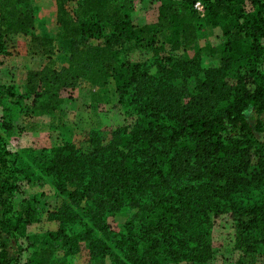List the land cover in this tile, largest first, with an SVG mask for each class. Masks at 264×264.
<instances>
[{
    "label": "trees",
    "instance_id": "obj_1",
    "mask_svg": "<svg viewBox=\"0 0 264 264\" xmlns=\"http://www.w3.org/2000/svg\"><path fill=\"white\" fill-rule=\"evenodd\" d=\"M135 1L56 0L69 44L68 64L56 67L54 40L34 32L32 0H0V55L11 53V35L25 34L50 59L30 71L34 102L113 80L125 112L123 125L61 140L39 161L9 147L12 125L0 117V264H72L84 250L89 264H206L222 217L244 254L234 264H260L244 257L264 256V142L251 122L264 112V0H159L157 21L142 26L131 20ZM210 26L226 37L219 66L202 63L211 46L177 58ZM131 42L152 55L132 63ZM16 96L0 83V106ZM34 167L55 186L46 214L57 228L31 237L33 211L18 209L16 196ZM118 212L128 214L124 232L107 220Z\"/></svg>",
    "mask_w": 264,
    "mask_h": 264
},
{
    "label": "rangeland",
    "instance_id": "obj_2",
    "mask_svg": "<svg viewBox=\"0 0 264 264\" xmlns=\"http://www.w3.org/2000/svg\"><path fill=\"white\" fill-rule=\"evenodd\" d=\"M32 3L36 14L35 34L54 40L57 48L52 57L54 66L67 65L69 44L57 24L56 0H32ZM159 5V0H136L134 9L130 12L132 22L137 26L156 22ZM225 40L219 27H207L197 42L184 46L177 52V58H192L200 48L211 46L215 52L203 55L202 63L204 66L217 67L221 64L222 57L219 49ZM8 45L11 53L0 55V83L14 85L17 96L9 98L5 107L0 106V117L5 116L11 122L8 145L12 150H28L26 153L33 150L36 153L35 159L39 161L46 148L61 140L83 139L93 129H112L125 123L124 106L119 101L113 80L106 87L97 89L88 81H81L74 89L61 90L56 101L49 100L48 95L44 94L34 102L35 96L27 92L30 71L41 69L50 59L41 52L40 45L33 41L32 35H11ZM151 55V47L130 43L128 58L132 63L143 61ZM201 77L204 78L205 75L202 74ZM229 101H225L223 105H227ZM31 108H34L32 112ZM251 122L257 137L264 142V112L252 113ZM23 160L33 167L32 161L26 157ZM30 175V180L22 184L21 191L16 196V206L22 210L30 207L33 211L35 222L28 227V235L34 237L57 228L56 223L48 220L46 214V210L57 203V195L50 177L40 176L35 167ZM127 216L125 212H118L107 220L114 231L124 232ZM212 243L214 256L206 264H234L244 255L241 250L235 249L236 229L227 217L216 221L212 230ZM86 251L71 257L70 262L89 264ZM244 260L263 264L264 256L248 254Z\"/></svg>",
    "mask_w": 264,
    "mask_h": 264
},
{
    "label": "built area",
    "instance_id": "obj_3",
    "mask_svg": "<svg viewBox=\"0 0 264 264\" xmlns=\"http://www.w3.org/2000/svg\"><path fill=\"white\" fill-rule=\"evenodd\" d=\"M195 7L202 13L204 14L205 12V8H204V5L202 4L201 1H198L195 5Z\"/></svg>",
    "mask_w": 264,
    "mask_h": 264
}]
</instances>
